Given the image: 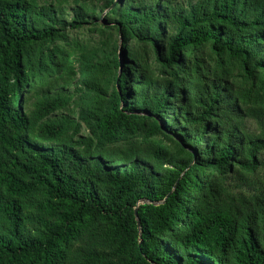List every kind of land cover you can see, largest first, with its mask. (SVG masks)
Returning a JSON list of instances; mask_svg holds the SVG:
<instances>
[{
    "label": "trees",
    "instance_id": "1",
    "mask_svg": "<svg viewBox=\"0 0 264 264\" xmlns=\"http://www.w3.org/2000/svg\"><path fill=\"white\" fill-rule=\"evenodd\" d=\"M0 264H264V0H0Z\"/></svg>",
    "mask_w": 264,
    "mask_h": 264
},
{
    "label": "rangeland",
    "instance_id": "2",
    "mask_svg": "<svg viewBox=\"0 0 264 264\" xmlns=\"http://www.w3.org/2000/svg\"><path fill=\"white\" fill-rule=\"evenodd\" d=\"M105 15H106V12H104V13L102 14V17H105ZM73 34L75 35V34H77V33H73ZM84 34H85V36H87V37L91 36V33H89L88 28L85 30Z\"/></svg>",
    "mask_w": 264,
    "mask_h": 264
},
{
    "label": "water",
    "instance_id": "3",
    "mask_svg": "<svg viewBox=\"0 0 264 264\" xmlns=\"http://www.w3.org/2000/svg\"><path fill=\"white\" fill-rule=\"evenodd\" d=\"M143 203H145V202H143ZM136 217H137V220H138V225H139V228H140V230H141V223H140V220H139V218H138V210L136 209Z\"/></svg>",
    "mask_w": 264,
    "mask_h": 264
}]
</instances>
